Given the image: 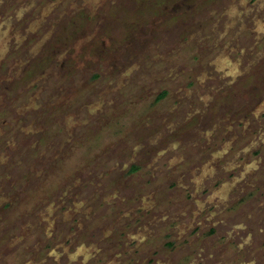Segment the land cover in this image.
I'll return each mask as SVG.
<instances>
[{
	"label": "rangeland",
	"instance_id": "obj_1",
	"mask_svg": "<svg viewBox=\"0 0 264 264\" xmlns=\"http://www.w3.org/2000/svg\"><path fill=\"white\" fill-rule=\"evenodd\" d=\"M240 55L232 85L210 91L230 79L215 59ZM262 83L264 0H0V143L12 149L0 168L19 165L37 187L16 208L70 187L95 216L88 264L229 258L212 225L264 211L240 194L244 180L232 184L262 137L246 114L258 112ZM256 249L234 264H263Z\"/></svg>",
	"mask_w": 264,
	"mask_h": 264
},
{
	"label": "flooded vegetation",
	"instance_id": "obj_2",
	"mask_svg": "<svg viewBox=\"0 0 264 264\" xmlns=\"http://www.w3.org/2000/svg\"><path fill=\"white\" fill-rule=\"evenodd\" d=\"M240 56V59L237 58L235 61L227 57H217L215 59V66L223 67L224 76L230 79L225 83L222 78L216 79L217 83H215V80L212 79L213 85L210 88V91H213L214 89L218 90V87L219 89H222L225 86L232 85L234 78L238 76L237 74L241 66L240 60H243L242 56L244 55ZM246 56L248 59L246 68H248V66L250 67L258 58V55H256L255 58L253 57V59H251L253 56L252 54ZM219 80L222 82H219ZM262 84L263 86L253 85V87L257 90H261L264 87V83ZM168 94V92L162 91L155 97V101L159 102L160 100L167 98ZM202 102L204 105L206 104L205 101ZM256 108H258L257 113H255V111L249 112L246 108V114H250L253 117V119L248 118V125L253 126L255 133H253L252 136L260 134L262 137L259 135L260 141L258 142L259 144L257 148L255 147L257 144L256 137L253 139L254 142L246 144L249 147L243 151V157L241 158V163L246 164L242 168L240 167V174L236 178L233 177L234 179L232 184L238 182L240 183L241 180H244V184L240 187V194H243V197L249 200V204H251L254 208L257 207V210L260 211V206L264 205V166L260 165L261 162L264 163V96L257 104ZM258 115L262 116L258 117ZM216 117H220V115H217ZM5 123L4 119L0 121V124L2 125ZM3 143L4 141L0 143V147ZM9 146L12 147L11 144ZM260 148H262V151H259ZM1 151L7 153L6 156L0 154V158H10L12 152L11 148L8 149L5 145H3ZM15 152V155L18 157L21 156L19 149L15 150ZM246 154H249L248 158L251 157L252 159L247 161ZM41 155L42 154L39 153L38 161L39 157H42ZM238 160L239 159L237 158V161ZM35 161L37 160L35 159ZM6 167L7 166H3L0 168V261L3 264H7L8 259L14 260V264H73L75 262L77 264H88L90 258L86 257L85 254H87V252L85 249H94L96 253L99 252V249L98 245L95 244L96 242L89 239L90 232L87 230L91 217L95 218V216L88 214L89 210L80 212V210H82L80 206L84 199L75 203L77 200L74 199L75 196L68 195L70 187L61 188V196H57L59 189L55 188L53 190V188H50L51 192H48L49 196L44 199V202H42L41 199L39 202H34L27 208H16V206L19 207L18 201L23 202L22 205L26 204L28 202V196L31 197L32 194H34L33 191L36 190L37 187L35 186L32 188L33 186H31L29 182V179H31V182L33 183L32 177L29 176L30 173L23 172L21 168H19V165L18 169L15 170V175H12L11 171ZM135 170H137L135 165H131L129 167L130 172ZM41 172L42 171L38 170L35 171L34 169V178H39ZM219 173L220 172H216V174ZM26 192L29 194L28 196ZM106 201L107 199H103L104 204ZM67 204L71 205L67 206ZM113 204L116 205V207L120 205L118 203L115 204V202ZM199 211L201 212V210ZM200 212L196 215L202 217V212ZM216 215L217 213L214 212L212 216L214 217ZM235 216L237 217V215ZM263 218L264 211L262 215L255 216L253 214H248L246 216V220L240 227H228V224H224V222L220 221L213 224L212 228L214 227V229L211 228V235L215 233L221 234L222 237L220 238V246L224 248L223 252L230 255L229 258L227 257V259L224 260L220 259L219 262L215 260V262L212 261L205 264H234L232 258L234 255L239 254L243 258L245 257V251L247 249L252 251V248H257L256 251L259 248L260 253L258 256L264 260ZM156 222L157 221L155 220H150L147 226H155ZM200 225L201 223L198 224V226ZM222 225L228 228L225 229ZM174 228L178 229L179 227L177 225L174 226ZM108 229L109 233L113 232L111 227ZM99 231L102 232L104 230L100 228ZM85 233L86 237H83L82 241H80V236ZM216 243L218 242L216 241ZM170 246L171 245H169V247ZM230 248H232V250H230ZM244 262L245 261H241L239 259L238 263L247 264ZM10 263L12 264L13 261H10ZM188 263L194 264L192 260ZM179 264H187L186 258L182 261L180 260Z\"/></svg>",
	"mask_w": 264,
	"mask_h": 264
}]
</instances>
